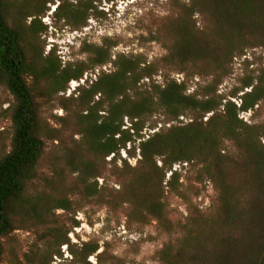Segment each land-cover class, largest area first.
Returning <instances> with one entry per match:
<instances>
[{
    "label": "trees",
    "instance_id": "1",
    "mask_svg": "<svg viewBox=\"0 0 264 264\" xmlns=\"http://www.w3.org/2000/svg\"><path fill=\"white\" fill-rule=\"evenodd\" d=\"M117 1L125 0L108 3ZM48 5L54 26L71 32L110 12L102 0H0V87L13 99L11 144L0 156V264H104L106 245L69 238L83 202L122 213L129 230L155 224L171 236L156 264H264V122H255L264 105V0H167L137 50L117 52L132 41L116 36L78 37L83 59L64 63L54 47L45 53ZM153 43L164 54L150 60L141 50ZM256 50L262 56H247ZM86 74L95 80L66 98ZM46 108L65 116L51 125ZM48 144L50 174L41 171ZM184 164L213 188L206 211L181 191L188 177L173 169ZM169 193L187 204L182 222L169 216ZM18 231L32 238L25 252L6 246Z\"/></svg>",
    "mask_w": 264,
    "mask_h": 264
},
{
    "label": "rangeland",
    "instance_id": "2",
    "mask_svg": "<svg viewBox=\"0 0 264 264\" xmlns=\"http://www.w3.org/2000/svg\"><path fill=\"white\" fill-rule=\"evenodd\" d=\"M152 1L125 0L124 2H114L115 4L112 6V3H108V0H102V7L105 9V13L108 10L110 11L108 16L100 22L89 20L88 28L82 32H71L69 29L62 27L56 28L52 20V13L56 7L48 5L50 11L42 19V23L48 27L47 33L42 37V41L45 44V53H48L54 47L63 63L73 59L81 60L83 58L79 55L76 40L78 37L83 38L84 36L88 37V40L93 43H98L104 36L120 37L125 42L129 40L128 43H130L132 41V44L130 48H124L121 45L117 52L137 50L138 41L135 39L143 35L145 27L152 23L155 18L162 17L167 9V0H155L151 5ZM140 43L144 44L145 42ZM145 47L141 52H147L150 60L152 57H160L164 54L160 47L154 43L147 44ZM253 54L256 57H260L263 53L261 50H256L249 52L247 56L252 58ZM243 61L244 58L236 62L235 75L241 73L240 69ZM102 70L105 71V67ZM98 74L99 70L96 71L95 75L97 76ZM87 78L95 80L96 77L94 74H86L79 82L72 81L69 84L68 91L65 93V97L67 98L73 94L77 96L78 89L86 85ZM173 78L176 79V75ZM230 84L231 82H228L224 87H229ZM12 102L13 99L9 92L5 88L0 87V156L3 152L9 150L11 144L12 129L8 111ZM251 115V113L242 114L241 118H244V121H249ZM64 116L65 113L62 110L53 108H46L42 113L43 120H47L51 125L55 123L54 117ZM255 122H264V105L262 110L256 114ZM54 150L55 147L52 144L47 145V155L41 166V171L46 174H50L52 171L54 160L50 153ZM186 166V164L175 166L178 172H181L184 177L185 175L188 177V179L183 178L180 181L183 185L181 191L185 193L194 205L199 206L200 210L206 211L214 200L213 188L209 183H196L193 174H189V168ZM173 171L175 170L173 169ZM102 182V179L98 181L99 186L102 185ZM167 203L170 218L175 222L184 221L188 215L186 202L175 196V194L169 193L167 195ZM82 207L83 210L75 215V219L80 225L73 230L69 238L73 244L77 245L90 240L99 242L101 247L106 245L108 253L106 260L104 259L103 261L104 264H156L157 252L173 240L171 236L160 231L155 224L141 229L131 227L129 230L122 213H110L105 208L88 202H83ZM31 240L32 238L29 234L18 231L12 240L6 241V246L7 248L16 246V248L25 252ZM103 249L101 248V251ZM62 253L64 259H71L66 247L62 248ZM112 257L118 260H112ZM88 261L96 264L94 257H91ZM53 264H61V261L55 258Z\"/></svg>",
    "mask_w": 264,
    "mask_h": 264
},
{
    "label": "built area",
    "instance_id": "3",
    "mask_svg": "<svg viewBox=\"0 0 264 264\" xmlns=\"http://www.w3.org/2000/svg\"><path fill=\"white\" fill-rule=\"evenodd\" d=\"M105 70H106V68H105ZM176 80L180 83V81L182 80V76L181 75H176ZM181 120H183V119L181 118ZM174 170L175 171L177 170L176 167L174 168Z\"/></svg>",
    "mask_w": 264,
    "mask_h": 264
},
{
    "label": "bare ground",
    "instance_id": "4",
    "mask_svg": "<svg viewBox=\"0 0 264 264\" xmlns=\"http://www.w3.org/2000/svg\"><path fill=\"white\" fill-rule=\"evenodd\" d=\"M134 1H137V0H134Z\"/></svg>",
    "mask_w": 264,
    "mask_h": 264
}]
</instances>
